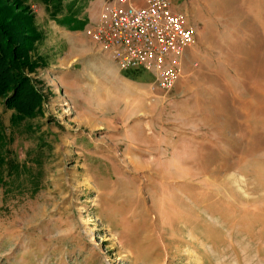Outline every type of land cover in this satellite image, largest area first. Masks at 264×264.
I'll return each mask as SVG.
<instances>
[{
  "label": "rangeland",
  "instance_id": "1",
  "mask_svg": "<svg viewBox=\"0 0 264 264\" xmlns=\"http://www.w3.org/2000/svg\"><path fill=\"white\" fill-rule=\"evenodd\" d=\"M7 5L37 30L13 46L41 101L13 133L0 102L25 167L0 264H264V0H170L196 34L168 91L87 35L105 0Z\"/></svg>",
  "mask_w": 264,
  "mask_h": 264
},
{
  "label": "built area",
  "instance_id": "2",
  "mask_svg": "<svg viewBox=\"0 0 264 264\" xmlns=\"http://www.w3.org/2000/svg\"><path fill=\"white\" fill-rule=\"evenodd\" d=\"M142 3L139 8L134 3ZM98 24L87 35L123 73H150L152 89L170 90L181 76L182 58L196 28L170 0H105Z\"/></svg>",
  "mask_w": 264,
  "mask_h": 264
},
{
  "label": "trees",
  "instance_id": "3",
  "mask_svg": "<svg viewBox=\"0 0 264 264\" xmlns=\"http://www.w3.org/2000/svg\"><path fill=\"white\" fill-rule=\"evenodd\" d=\"M52 1L0 0V102L2 101L6 110L11 111L9 121L12 133L39 114L41 101L25 74V71L33 70V66H37V64L29 62L26 56L21 60L19 54L22 53L13 46V42L18 41L23 32L31 34L28 40L29 44L35 42L39 36L32 24L31 17L21 20V24L17 27H8V21H13L15 15L7 4L16 3L21 8L23 7L24 12L27 13L25 2L40 3L46 6ZM123 74L126 78L133 79L139 73L126 72ZM11 142L12 138L5 133V128L0 123V189L6 188L10 182L18 180L22 174L20 172L25 168L24 163L20 162L11 152Z\"/></svg>",
  "mask_w": 264,
  "mask_h": 264
}]
</instances>
